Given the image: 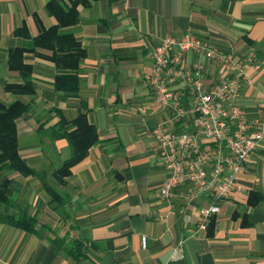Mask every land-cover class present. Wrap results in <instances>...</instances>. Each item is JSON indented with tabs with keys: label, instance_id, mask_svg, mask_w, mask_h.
Instances as JSON below:
<instances>
[{
	"label": "crops",
	"instance_id": "obj_1",
	"mask_svg": "<svg viewBox=\"0 0 264 264\" xmlns=\"http://www.w3.org/2000/svg\"><path fill=\"white\" fill-rule=\"evenodd\" d=\"M48 1L0 0V100L30 103L17 122V136L21 158L36 172L29 177L5 174L11 204L0 205V213L27 214L37 231L0 223V264H264V201L254 208L247 205L251 191H264V140L239 177L241 190L212 218V235L207 229L190 237L194 221L185 225L182 210L196 213L211 199L200 194L186 207L181 197L186 188H176L169 203L159 197L166 173L151 132L168 115L153 101L146 80L151 52L161 40L192 34L244 62L249 82L241 84L238 105L249 119L255 118L264 100V0H120L112 5L100 0L79 7L78 23L67 29L86 51L78 92L57 91L55 65L25 53L35 95L18 98L3 89L23 82L8 68V52L29 48L31 42L13 33L25 27L35 37L34 15L45 28L55 25L44 11ZM182 60L186 70L203 64L206 88L222 76L218 64L192 52ZM176 88L186 94L188 107L186 84ZM56 112L67 121L84 112L98 135L87 156L61 182L53 172L71 150L65 139L56 138ZM55 238L59 248L51 242ZM179 241H184L183 257L171 260Z\"/></svg>",
	"mask_w": 264,
	"mask_h": 264
},
{
	"label": "built area",
	"instance_id": "obj_2",
	"mask_svg": "<svg viewBox=\"0 0 264 264\" xmlns=\"http://www.w3.org/2000/svg\"><path fill=\"white\" fill-rule=\"evenodd\" d=\"M186 52L222 68L215 86H204L201 62L191 70L183 68L182 56ZM151 63L147 85L155 104L168 115L167 121L151 132L166 173L159 197L169 203L176 188H186L181 193L186 207L200 194L211 199L209 206L196 213L181 212L185 225L194 221L190 234L194 237L205 233L212 218L220 213L221 205L241 190L239 177L264 140V100L256 117L249 119L238 105L241 84L249 82L244 62L232 53L215 50L192 34L178 41L163 38L151 52ZM179 83L188 88V107L184 105L186 94L176 88ZM171 125H176V130H169ZM145 242L142 238V247ZM183 243L175 244L171 260L183 257Z\"/></svg>",
	"mask_w": 264,
	"mask_h": 264
},
{
	"label": "trees",
	"instance_id": "obj_3",
	"mask_svg": "<svg viewBox=\"0 0 264 264\" xmlns=\"http://www.w3.org/2000/svg\"><path fill=\"white\" fill-rule=\"evenodd\" d=\"M100 0H49L44 11L55 19L56 24L45 28L37 15H34L38 34L31 37L25 27L14 31L13 35L25 40H30L29 48L15 47L8 52V68L19 73L22 78L21 84H6L4 91L18 98L22 96L32 97L35 95V87L31 82V66L25 64L23 56L32 53L36 57L49 60L59 72L54 79V87L57 91L68 95L76 94L81 85L79 66L86 57V51L78 39L67 29L76 25L79 21V7H89L92 2ZM112 5L120 0H108ZM42 49L51 52V55H43L36 51ZM30 110V103L17 99L12 103L5 104L0 100V205L11 204L9 197L10 180L5 175L8 172L18 173L22 177H29L36 172L21 158L19 154V142L17 136L18 120ZM60 118L56 131V138L65 139L71 150V156L65 160L54 172V178L61 182L70 175L71 168L80 163L88 153V150L98 142L95 127L87 121L86 114L79 112L76 117L67 121L61 112H56ZM73 127L67 132V128ZM264 201V191H251L248 196V207L254 208ZM236 217V215H235ZM0 223L19 228L26 232L37 233L36 221L27 214L14 217L0 213ZM243 226L248 224L243 221ZM214 229V221L208 227L207 234L210 237ZM52 244L60 247L58 239H52ZM79 248L80 246L77 245ZM75 250V249H74ZM75 256V255H74Z\"/></svg>",
	"mask_w": 264,
	"mask_h": 264
}]
</instances>
